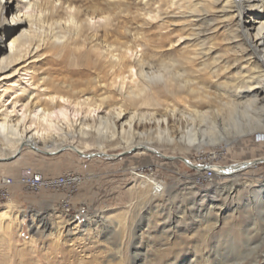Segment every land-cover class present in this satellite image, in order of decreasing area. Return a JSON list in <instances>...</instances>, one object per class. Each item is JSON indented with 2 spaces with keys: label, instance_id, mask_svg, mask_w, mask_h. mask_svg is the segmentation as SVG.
<instances>
[{
  "label": "bare ground",
  "instance_id": "1",
  "mask_svg": "<svg viewBox=\"0 0 264 264\" xmlns=\"http://www.w3.org/2000/svg\"><path fill=\"white\" fill-rule=\"evenodd\" d=\"M148 1L144 3L149 5ZM151 1L157 4L139 13L144 23L167 22L162 17L164 5L184 17L190 31L175 42L189 37L186 41L193 47L180 58L169 52L176 44L167 30L121 29L123 11L114 9L120 0H96L84 9L69 0H0V42L7 41L0 46V141L12 148L0 153V159L19 156L23 149L57 153L68 146L83 156L97 147V156L112 158L106 148L115 146L120 136L139 138L125 143V152L133 154L156 152L164 144L179 151L194 149L201 157L202 146L210 144L212 156L218 158L221 146L228 149L231 143L244 142V136L262 131L264 0ZM244 16L252 18L248 26ZM220 29L224 33L214 42L221 52L203 38ZM43 54L63 72L86 75L84 84L61 94L52 68L49 74H35L29 64L18 66ZM11 74L20 75L15 88H2ZM7 90L11 96L5 106ZM165 90L180 92L176 102L181 108L162 97ZM143 135L146 140H141ZM174 157L191 167H204ZM263 160L212 165L213 178L236 179L246 167ZM132 173L150 197L166 190L163 181Z\"/></svg>",
  "mask_w": 264,
  "mask_h": 264
},
{
  "label": "rangeland",
  "instance_id": "2",
  "mask_svg": "<svg viewBox=\"0 0 264 264\" xmlns=\"http://www.w3.org/2000/svg\"><path fill=\"white\" fill-rule=\"evenodd\" d=\"M69 1L84 9L96 0ZM145 1L120 0V9L114 8L123 11L119 27L167 30L176 44L169 52L175 58L189 52L193 47L186 41L189 37L175 42L180 34L190 31L178 9L164 5L162 17L167 22L144 23L139 13L157 4L149 0L146 5ZM10 13L6 12V20ZM243 21L248 26L252 18L244 16ZM221 31L203 35L219 52L223 48L214 40L224 33ZM5 45L7 41L0 42L1 47ZM27 64L35 74H49L52 68L51 77L59 82L61 94H68L70 88L87 79L86 75L63 72L47 54L28 58L18 66ZM234 72L229 73L230 78ZM19 76L11 74L10 80L2 81V88H15ZM8 91L3 96L5 106L11 96ZM162 92L164 99L180 107L176 102L180 92ZM136 105L143 111L147 108ZM260 130L244 136L242 143H231L228 149L221 146L218 158L211 157L214 149L210 144L202 146L201 157L194 149L179 151L164 144L156 152L133 154L125 152V143L139 138L120 136L115 146L106 148L113 159L97 156V147L83 156L68 146L49 154L23 149L19 156L0 160V175L13 178L24 167L43 176L71 173L79 178L77 185L67 190L71 195L69 210L61 206L62 191L13 185L10 198L0 202V264H264V160L246 167L244 175L236 179L222 176L204 180L199 177L201 167H191L174 157L202 166L261 158L264 125ZM146 139L141 136V140ZM11 149L0 141V153ZM133 171L163 181L166 190L161 196L150 197Z\"/></svg>",
  "mask_w": 264,
  "mask_h": 264
},
{
  "label": "built area",
  "instance_id": "3",
  "mask_svg": "<svg viewBox=\"0 0 264 264\" xmlns=\"http://www.w3.org/2000/svg\"><path fill=\"white\" fill-rule=\"evenodd\" d=\"M213 157V156H211ZM217 160V159H216ZM212 165L207 162L200 171L199 177L204 180H211L214 176L212 174ZM79 182V178L71 173H65L56 176H43L40 172L29 167H24L19 170L16 178L11 176L0 175V202L6 201L11 196L10 188L15 184L22 185L31 190L51 189L64 192L61 199V206L63 209L69 210L68 192L74 188ZM67 190H69L67 192Z\"/></svg>",
  "mask_w": 264,
  "mask_h": 264
},
{
  "label": "water",
  "instance_id": "4",
  "mask_svg": "<svg viewBox=\"0 0 264 264\" xmlns=\"http://www.w3.org/2000/svg\"><path fill=\"white\" fill-rule=\"evenodd\" d=\"M46 154H49V153H46ZM9 158H12V157H9ZM9 158H3V159H0V160H7V159H9ZM182 160H184V159H182ZM185 161V160H184ZM186 163V162H185Z\"/></svg>",
  "mask_w": 264,
  "mask_h": 264
},
{
  "label": "crops",
  "instance_id": "5",
  "mask_svg": "<svg viewBox=\"0 0 264 264\" xmlns=\"http://www.w3.org/2000/svg\"><path fill=\"white\" fill-rule=\"evenodd\" d=\"M10 190H11V192H12V190H13V186L10 188Z\"/></svg>",
  "mask_w": 264,
  "mask_h": 264
}]
</instances>
